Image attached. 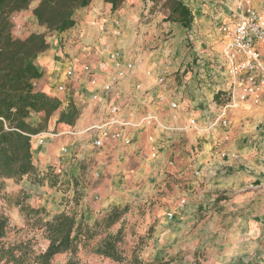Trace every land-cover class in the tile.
<instances>
[{
	"label": "built area",
	"instance_id": "1",
	"mask_svg": "<svg viewBox=\"0 0 264 264\" xmlns=\"http://www.w3.org/2000/svg\"><path fill=\"white\" fill-rule=\"evenodd\" d=\"M217 1L221 11L208 23L212 43L205 50L193 49L196 55L190 70L192 89L190 79L178 81L168 66H161L156 72L152 65L146 66L143 59L134 57L116 42H105L100 48L86 45L87 60H67L64 69H54L50 75L52 92L64 98L51 96L60 99L63 109L74 103L82 119L84 110L92 108L88 118L94 116L93 120L78 129H48L33 135L32 149L61 136L75 137L59 147L51 166L60 174L65 164L77 160V165L89 166L93 183L103 173L97 156L127 162L131 157L129 148L143 139L137 155L149 166L150 178L177 166L171 158L177 146L190 145L191 156L195 157L203 147L202 139L221 148V158H238L237 153L231 155L223 147L231 138L233 115L242 109L264 110V0H259L260 7L254 0ZM11 21L13 36H18L16 31L24 28L15 15ZM112 25L113 35L118 38L123 34L119 19H114ZM194 32L189 33L192 41ZM192 94L201 100L210 95L205 119L190 118L186 124L170 121V113L186 111L185 101ZM192 134L194 143L190 139ZM191 161L196 164L198 159ZM200 174L201 170L194 172L195 177ZM92 188L93 198L99 201V188ZM217 199V194L211 196L209 204ZM186 203L185 198L180 200V206ZM173 216L174 212L169 213L170 219Z\"/></svg>",
	"mask_w": 264,
	"mask_h": 264
},
{
	"label": "rangeland",
	"instance_id": "2",
	"mask_svg": "<svg viewBox=\"0 0 264 264\" xmlns=\"http://www.w3.org/2000/svg\"><path fill=\"white\" fill-rule=\"evenodd\" d=\"M140 2L137 9L139 16L131 24L133 28L123 27V20L112 15V18L119 19L123 28V34L113 41L134 57L143 59L146 66L151 65V62L157 67L168 66L178 81L188 77L196 55L193 49L198 45L201 49H206V46L200 45L205 36L194 32L192 41L189 38L190 31L179 24L164 21L163 11H152L150 2ZM187 4L193 9L196 14L194 17L199 22L200 9H207L204 6L206 0H187ZM211 18L208 16L205 20L208 22ZM87 109L91 111L92 108ZM88 110L84 117L88 118ZM57 115L51 118L49 127ZM41 118L42 116L39 122ZM49 143L53 141L47 140L46 145ZM128 165L129 168L137 166L135 162H129ZM88 167L77 165V172L71 171L70 174H56L50 169L47 176L49 180L43 185L28 177L20 181L4 179L0 188V212L9 221L4 243L7 246L20 243L27 245L23 251L33 253L45 251L49 245L45 222L56 213L68 211L75 213L78 218L82 215L94 235L93 238L80 242L76 253L55 255L51 264H195L197 261L200 264L264 263V255L254 259L255 255L251 253L227 252L222 244L224 239L215 234V229L229 230L231 225L226 223V219L236 208L228 207L231 213H222L221 208L214 206L200 209L190 207L194 210L180 214L186 204L180 206V199L175 196L185 190L181 185L183 180L177 178L175 172L165 173L166 178L160 181L158 178L145 179L142 174L135 176L129 171L117 174L109 164L105 167L101 180L96 183H100V200L96 201L93 189L90 188L96 184L91 181ZM55 180L57 182L52 186ZM206 193L202 191L196 196H202L203 199ZM221 199L220 195L218 200ZM115 208L123 213L115 224L109 226L106 219ZM37 209L41 211L36 212ZM187 209L189 211V207ZM171 212H174V216L170 219ZM118 232L120 260L96 254L97 247L107 236ZM209 233H214L215 236H208Z\"/></svg>",
	"mask_w": 264,
	"mask_h": 264
},
{
	"label": "crops",
	"instance_id": "3",
	"mask_svg": "<svg viewBox=\"0 0 264 264\" xmlns=\"http://www.w3.org/2000/svg\"><path fill=\"white\" fill-rule=\"evenodd\" d=\"M254 1L256 6H261L259 0ZM185 2L187 3V0ZM38 3L39 0H36L30 10L13 14L16 16L17 23L24 28V30L20 29L16 31L18 36L14 34V37L24 38L32 33V31H46L45 27L38 24L32 13L33 8ZM140 3V0H128L120 10L112 13L110 6L105 4L103 0H94L90 6L77 10L74 15L76 20L74 28L63 33H53L49 38V49L40 54L36 59L35 63L43 73V76L35 81L36 88L49 95L64 98L63 95H56V93L52 92L53 88L50 75L54 72V69H64L67 60L75 59L79 62L87 60L89 57L84 51L86 45H94L100 48L105 42H115L113 40L117 38L113 35L112 25L113 20L116 19L114 17L117 16L123 20V27L133 28L131 24L139 16L137 9H139ZM204 6L207 9H200V20L198 22V19L195 17L193 25L194 30L198 27V30H196L197 34L205 36V39L200 42L201 46H207L208 43H212L208 34L209 21L207 22L205 19L208 16L211 18L216 12L221 11L220 4L217 0L213 2L206 0V5ZM193 14L196 16L194 11ZM27 22H29L28 25ZM197 47L200 48L199 45ZM150 64L155 68L156 72L160 71L161 66L157 67L152 62ZM192 77L191 73L186 77L190 79V89L194 85ZM209 96L206 94V99L201 100L196 94L190 95L185 101V105L187 106L186 111L176 114L170 113V121L175 120L174 122L181 124H186L190 118H197L203 121L206 117V101L209 99ZM77 101L80 102L79 97H77ZM84 112L86 115L85 110ZM40 116L38 114H31L28 122L35 125L39 122ZM92 117L94 118V116ZM93 118H87L85 116L82 119L80 117L73 127H68L64 124L57 123V115L49 129L55 131L78 129L87 122L92 121ZM230 134V141L225 143L223 147L231 155L232 153H237L238 158L232 156L221 158L219 155L221 148L212 147V141L208 143L203 139V147H200L201 151L195 157L191 156L193 149L190 145L185 147L177 146V150L171 155V158L176 160L177 166L172 169L174 171L171 170L170 172H175V176L183 180L181 185L184 186L185 191L178 193L175 197L180 200L182 198L187 200L186 208L180 214L190 212L192 210L190 207H199L200 209L214 206L217 209L221 208L222 213H229L228 207L236 208V211L230 212L231 214H228L229 217L226 219V223L231 225L229 230L219 231L215 229V234H218V236L224 239L225 242L222 244L227 252L240 254L251 253L255 255L253 258L256 259L257 256L264 255L262 253L264 252V110L258 108L237 111L232 117ZM193 137L194 135L192 134L190 136L191 143H194ZM73 139L75 137L68 135L61 136L52 140L53 143H49L43 147L34 146L32 149L34 163L37 166L39 165V169L45 170L47 166L54 163L59 147L64 143H71ZM142 142H145L144 139L138 140L133 147L129 148L131 157H129L127 162L117 161L111 156H97L96 162L99 160L100 167L103 171L110 164L117 174L129 171L135 176L142 174L143 178L150 179L152 174L149 166L143 163L141 157L137 155L138 145ZM193 158L198 159L196 164L192 163L191 159ZM77 162L75 160L65 164L62 173L70 174L71 171L76 173ZM129 162H135L137 164L136 168H129ZM127 167L128 170H126ZM198 170H201L200 177H195L194 172ZM157 178L161 181L163 178H166V175L160 173L157 175ZM94 183L96 184L98 181ZM99 185L100 183L92 186L100 188ZM202 191H206L207 193L200 200L196 195ZM216 194L218 197L221 195L222 199H217L210 206V197ZM187 207H189V211ZM215 215L218 218L216 212ZM215 234L209 233L208 236H215ZM261 264L264 263L261 262Z\"/></svg>",
	"mask_w": 264,
	"mask_h": 264
},
{
	"label": "trees",
	"instance_id": "4",
	"mask_svg": "<svg viewBox=\"0 0 264 264\" xmlns=\"http://www.w3.org/2000/svg\"><path fill=\"white\" fill-rule=\"evenodd\" d=\"M36 0H0V188L4 179L22 180L24 177L43 185L53 166L45 170L34 163L32 136L49 129L51 118L58 114V124L73 127L80 110L72 103L62 108L59 98L38 90L35 81L43 76L35 61L50 47L53 33L66 32L76 25L77 10L88 7L94 0H39L32 13L45 32H32L24 38L14 37L11 16L30 10ZM112 13L120 10L128 0H103ZM152 11H163L164 21L179 24L191 31L194 25L193 11L185 0H146ZM31 114L41 115L37 125L28 122ZM51 169V170H50ZM58 174V173H56ZM58 175H56V179ZM57 180L52 182L55 186ZM37 209L36 212H40ZM45 212L42 209V212ZM122 211L112 210L107 217L109 226L115 224ZM8 217L0 212V264H51L53 257L62 253H76L79 243L93 238L94 231L75 213H56L45 222L48 248L40 253L23 251L27 245H6ZM120 232L109 234L96 249V254L120 260L117 243ZM195 264H200L198 261Z\"/></svg>",
	"mask_w": 264,
	"mask_h": 264
}]
</instances>
